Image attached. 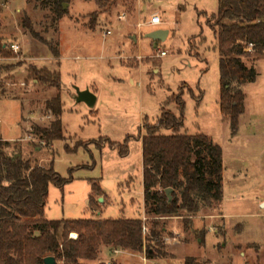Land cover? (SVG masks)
Here are the masks:
<instances>
[{"label": "rangeland", "instance_id": "1", "mask_svg": "<svg viewBox=\"0 0 264 264\" xmlns=\"http://www.w3.org/2000/svg\"><path fill=\"white\" fill-rule=\"evenodd\" d=\"M65 11L53 25L54 14L43 10L39 0H0V42L20 47L10 67L0 73V141L9 143L6 153L22 149L33 165L51 166L61 178L71 179L63 190L49 187L45 218H141L148 239L143 123L155 124L167 98L185 84L202 98L196 102L185 92L182 133L205 135L221 147L222 203L202 211L191 224L184 225L179 218L161 220L164 256L150 260L145 250L137 254L102 247L96 261L84 264H184L189 258L197 264H264V55L248 48L242 56L257 78L241 87L245 113L232 136L219 109V57L207 25L218 11V0H128L104 12L93 1L73 0ZM94 13L98 17L91 31ZM155 15L162 23L154 29L168 35L152 45L147 35L153 28H138ZM25 17L40 40L23 26ZM56 47L58 58L52 53ZM158 51L165 55L157 58ZM137 56L144 62L128 69L126 60ZM31 68L60 75L64 140L50 146L31 132L53 121L46 104L58 91L37 83ZM76 89L95 93L94 108L76 103ZM167 109L178 116L175 104ZM127 138L128 154L121 157L117 146ZM109 142L117 146L112 149ZM74 238L75 233L69 235Z\"/></svg>", "mask_w": 264, "mask_h": 264}, {"label": "trees", "instance_id": "2", "mask_svg": "<svg viewBox=\"0 0 264 264\" xmlns=\"http://www.w3.org/2000/svg\"><path fill=\"white\" fill-rule=\"evenodd\" d=\"M39 1L43 10L54 14L52 24L55 25L66 14L63 5L73 0ZM86 1H93L104 12L128 0ZM97 17L96 13L91 17V31L96 27ZM207 25L215 38L214 50L219 57V109L229 121L234 136L239 118L245 113L241 87L254 83L257 78L255 68L247 67L242 56L250 45L257 54L264 55V0H218V11L210 16ZM23 26L40 40L26 17ZM3 45L0 42V54L11 57ZM52 53L59 57L57 47L52 48ZM9 67H0V73ZM30 72L37 83L58 91L46 104L53 121L48 127H35L31 132L41 144L50 146L64 140L59 120L62 113L60 75L46 69L31 68ZM185 92L196 102L202 98V93L195 97L182 84L163 104L157 122L143 123V202L145 214L151 219L148 239L144 237L146 225L141 218L47 220L49 187L63 190L71 179L61 178L51 166L33 165L31 159L22 156V149L14 154L6 153L9 143L0 141V264H43L46 257H54L62 264H84L96 261L102 247L137 254L145 250L146 258L151 260L165 255L160 241L165 232L164 227H159L161 220L179 218L184 225L191 224L202 211L219 206L223 199L222 149L205 135L182 133ZM171 104L176 105L178 116L167 109ZM129 141L127 138L118 146L109 142V146L112 149L117 146L120 156L126 157ZM30 145L35 148L34 143ZM167 189L172 190L170 203L165 195ZM99 195L96 191L95 196ZM72 233L77 235L76 239H69ZM184 264L197 263L189 258Z\"/></svg>", "mask_w": 264, "mask_h": 264}, {"label": "water", "instance_id": "3", "mask_svg": "<svg viewBox=\"0 0 264 264\" xmlns=\"http://www.w3.org/2000/svg\"><path fill=\"white\" fill-rule=\"evenodd\" d=\"M67 4L63 5V10H65ZM168 33L166 31H154L150 34L147 35V38L150 39L151 41L154 42H164ZM74 100L76 103H84L86 104L89 108H94L96 104V97L93 93H91L88 89L84 91H80L76 89V93L74 95ZM171 189H167L165 191V195L168 199V203L171 202ZM43 264H57V261L54 259V257H46L43 259Z\"/></svg>", "mask_w": 264, "mask_h": 264}, {"label": "built area", "instance_id": "4", "mask_svg": "<svg viewBox=\"0 0 264 264\" xmlns=\"http://www.w3.org/2000/svg\"><path fill=\"white\" fill-rule=\"evenodd\" d=\"M121 19L122 20L125 19V15H122L121 16ZM149 25L150 26H159V25H161V19H160V17L158 15L153 16L149 20ZM109 34H110V32L107 31V35H109ZM3 48L7 52L11 53L12 56H13V58H11L12 56L11 57H6V56H3L2 54H0V67L8 65L9 64V61L12 60V59H14V55H18L19 52H20L19 45L18 44H15V43L4 44L3 45ZM249 48H252V46L250 45ZM164 55H165L164 52L158 51L156 57L159 58V57H162ZM74 239H76V238H74Z\"/></svg>", "mask_w": 264, "mask_h": 264}, {"label": "crops", "instance_id": "5", "mask_svg": "<svg viewBox=\"0 0 264 264\" xmlns=\"http://www.w3.org/2000/svg\"><path fill=\"white\" fill-rule=\"evenodd\" d=\"M162 23V22H161ZM144 27H147V28H156V27H159V26H150L149 25V21L147 22V23H141L140 24V26H139V28L138 29H141V28H144ZM152 29V31L151 32H149V34L150 33H152V32H154V31H162V30H157V29H154L153 30ZM168 33V32H167ZM135 41H136V39H135ZM151 41V40H150ZM159 43H161V42H154V41H151V44L152 45H157V44H159ZM133 57V56H132ZM131 57V59H127L126 60V62L124 63V65L128 68V69H131V70H134L135 68H137L138 66H139V63L141 62V63H143L142 62V59L140 58V56H137V58H132ZM147 60H149V59H147ZM146 60V61H147ZM156 71H157V69H155L154 70V72L156 73ZM95 94V93H94ZM96 97V96H95ZM96 105V104H95ZM142 189H143V187H142ZM99 198V197H98ZM101 202H103V201H101ZM144 203V202H143ZM143 207V206H142ZM101 209V208H100ZM223 219V218H222Z\"/></svg>", "mask_w": 264, "mask_h": 264}]
</instances>
